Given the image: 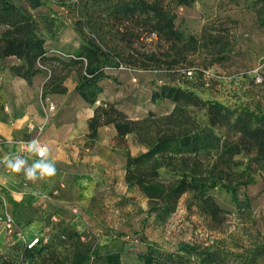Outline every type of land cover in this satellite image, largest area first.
Here are the masks:
<instances>
[{
	"label": "rangeland",
	"instance_id": "obj_1",
	"mask_svg": "<svg viewBox=\"0 0 264 264\" xmlns=\"http://www.w3.org/2000/svg\"><path fill=\"white\" fill-rule=\"evenodd\" d=\"M113 2L42 0L32 11L48 49L75 53L93 40L113 64H121L108 70L115 78L102 81L99 100L116 102L132 118H142L150 110L162 114L171 110L172 103H152L150 95L170 83L227 108L264 115V0H196L190 6L176 7V26L197 41L195 48L185 45L180 53L154 35L127 44L112 14ZM153 53L159 64L149 59ZM15 63L13 57L0 59V125L20 129L12 137L23 141L31 140L42 126L40 135L57 173L31 183L23 174L10 175L0 165V176H9L6 183L0 182V255L16 256L21 264H68L65 258L71 248L64 236L76 231L102 252L120 251L125 264H143L137 253L149 246L173 252L181 264H264V255L258 254L264 245V175L253 162V180L238 192L240 198L244 191L248 194L250 207L239 208L225 189H212L226 210L218 227L210 229L199 217L189 205V194L182 195L175 210L160 218L139 188L128 186L124 179L127 155L135 156L145 146L133 135L119 145L110 139L107 128L93 141L88 138L86 120L92 107L74 91L78 73L72 70L63 80L67 87L63 107L56 106L46 119L47 97L42 94L46 73L26 80L12 70ZM194 115L205 118L203 110ZM5 116L11 120L2 122ZM63 123H73L65 136L64 129L57 127ZM216 131L226 134L223 128ZM3 144L0 156L17 153V145L10 151ZM249 154L244 151L235 156L242 162L238 169L247 167ZM202 160L203 171H209L212 160ZM164 171L161 178L169 180L172 174ZM4 212L14 220L11 233L3 228ZM37 238L32 256L24 258V247Z\"/></svg>",
	"mask_w": 264,
	"mask_h": 264
},
{
	"label": "trees",
	"instance_id": "obj_2",
	"mask_svg": "<svg viewBox=\"0 0 264 264\" xmlns=\"http://www.w3.org/2000/svg\"><path fill=\"white\" fill-rule=\"evenodd\" d=\"M195 1L114 0L111 6L127 44L154 35L180 53L182 46L190 45L187 49H192L197 41L176 26L175 9ZM41 5L42 0H0V59L15 58L18 63L11 68L26 80L39 72L46 73L42 94L49 99L52 94H65L67 87L63 80L72 70L78 73L74 91L92 107L87 120L88 138L93 141L100 127L113 125L115 143L124 145L127 136L133 135L145 146L139 154L127 155L124 179L128 186H137L148 198L151 211L164 218L175 210L182 195L189 194V205L214 229L226 211L211 192L216 187L229 192L239 208L250 207L248 194L244 191L240 198L238 192L253 180L250 162L264 175V115L233 110L219 102L204 100L188 88L163 83L151 92L150 101L168 100L173 105L171 110L162 114L150 110L142 118H132L116 102L98 98L103 91L102 81L115 78L114 72L108 70H116L121 64H113L108 53L93 40H87L75 53L48 49L32 12ZM178 43L183 44L178 47ZM148 57L159 64L154 53ZM200 110L205 118L194 115V111ZM216 128H223L226 134H219ZM244 151L252 154L248 156L247 167L238 169L242 162L235 156ZM203 157L212 160L207 172L203 171ZM162 169L172 174L169 180L161 178ZM64 237L71 248L65 258L68 264H125L120 251L102 252L99 246L83 239L81 233L73 231ZM36 242L24 247V258L32 256ZM258 254L264 255V245ZM137 258L143 264L182 263L173 252L152 246L137 253ZM0 264H21V261L16 256L0 255Z\"/></svg>",
	"mask_w": 264,
	"mask_h": 264
},
{
	"label": "clouds",
	"instance_id": "obj_3",
	"mask_svg": "<svg viewBox=\"0 0 264 264\" xmlns=\"http://www.w3.org/2000/svg\"><path fill=\"white\" fill-rule=\"evenodd\" d=\"M35 157L31 163L29 159ZM0 165L10 175H20L26 181L35 183L38 180L51 179L56 176L55 160L51 156L49 147L39 138L20 141L16 154L5 153L0 156ZM9 176H0V182L6 183Z\"/></svg>",
	"mask_w": 264,
	"mask_h": 264
},
{
	"label": "crops",
	"instance_id": "obj_4",
	"mask_svg": "<svg viewBox=\"0 0 264 264\" xmlns=\"http://www.w3.org/2000/svg\"><path fill=\"white\" fill-rule=\"evenodd\" d=\"M64 95L65 94H52V95H50V100H52L53 102H55L56 106L60 109L61 107H63V103L65 102L66 95L65 96ZM91 114H92V109L90 110V112H89V114L87 116V120L91 116ZM9 120H11V119L8 118V117H6V116L2 118V122L3 121H9ZM87 120H86V125H87ZM53 125L55 126L56 124H53ZM72 126H73V123H68V124L63 123L62 125H58L57 127L59 129H61V127H62V129H64L63 134L65 136V135H68L69 132L72 130ZM105 128L110 129V131H111V133H110V139L113 140V138H114V136L116 134V131H115L113 125H105V126L100 127L99 130H98V135H100L102 129H105ZM19 131H21V130L20 129L14 130L12 127L3 124L1 126V128H0V136H2L4 139L10 140V139H13V137H12L13 133L14 134H17V133H19ZM71 135H73V134H71ZM14 146H15L14 144H9V143H4L3 144V147L6 150H10V151L14 149ZM16 147H17V150H18V146H16Z\"/></svg>",
	"mask_w": 264,
	"mask_h": 264
},
{
	"label": "built area",
	"instance_id": "obj_5",
	"mask_svg": "<svg viewBox=\"0 0 264 264\" xmlns=\"http://www.w3.org/2000/svg\"><path fill=\"white\" fill-rule=\"evenodd\" d=\"M188 75H191L192 74V71L189 70L187 72ZM56 109V105L55 103L50 100L48 97L46 98L45 100V103L43 105V110H44V114H45V117L46 119H48L49 115L55 111ZM38 132H37V135H35L33 138H39L41 140L42 143L46 144V141L41 137V131H42V126L38 128ZM32 138V139H33ZM20 141H23V140H20V139H10V140H7V139H3V138H0V144H3V143H9V144H15L19 147V142ZM48 146V145H47ZM4 215L3 219H2V224H3V228H5L7 230L8 233H11L14 228H15V223H14V220L13 218L11 217V215L7 212H4L2 213ZM36 242V240L32 241L31 242V245Z\"/></svg>",
	"mask_w": 264,
	"mask_h": 264
}]
</instances>
